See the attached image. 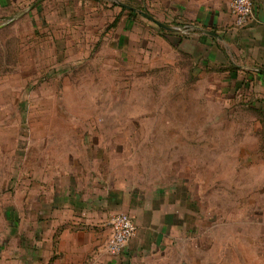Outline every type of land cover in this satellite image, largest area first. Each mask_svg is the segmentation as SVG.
Segmentation results:
<instances>
[{"label":"rangeland","instance_id":"rangeland-1","mask_svg":"<svg viewBox=\"0 0 264 264\" xmlns=\"http://www.w3.org/2000/svg\"><path fill=\"white\" fill-rule=\"evenodd\" d=\"M175 6L0 0V207L12 185L23 218L101 166L176 212L145 264H264V112L233 67L169 63L150 18L174 25Z\"/></svg>","mask_w":264,"mask_h":264},{"label":"crops","instance_id":"crops-1","mask_svg":"<svg viewBox=\"0 0 264 264\" xmlns=\"http://www.w3.org/2000/svg\"><path fill=\"white\" fill-rule=\"evenodd\" d=\"M230 1L174 0L173 30L163 29L168 33L154 34L153 40L167 45L172 65L187 63L197 67L194 71L233 67L236 89L252 99L251 107L264 112V2L253 0V18L239 29L228 10ZM157 50L158 58L165 54ZM98 169L89 184L80 185L79 178L77 187L59 186L62 190L52 188L53 194L33 198L23 218L8 185L7 207H0V264H145L169 239L176 212L161 199L159 189L147 190L123 171ZM117 213L131 216L136 232L123 253L111 258L105 246L109 220Z\"/></svg>","mask_w":264,"mask_h":264},{"label":"built area","instance_id":"built-area-1","mask_svg":"<svg viewBox=\"0 0 264 264\" xmlns=\"http://www.w3.org/2000/svg\"><path fill=\"white\" fill-rule=\"evenodd\" d=\"M228 10L233 18L236 28H245L254 15L253 0H231ZM110 236L107 240L105 251L107 256L116 258L120 256L126 245L134 237L136 225L131 216L124 213H117L109 220Z\"/></svg>","mask_w":264,"mask_h":264},{"label":"water","instance_id":"water-1","mask_svg":"<svg viewBox=\"0 0 264 264\" xmlns=\"http://www.w3.org/2000/svg\"><path fill=\"white\" fill-rule=\"evenodd\" d=\"M150 19H151L153 22H155V23L157 24V26H159V27L162 28V29H166V30H168V31H172V30H173V29L170 28L169 26L163 25V24H161V23H159V22L153 20L152 18H150Z\"/></svg>","mask_w":264,"mask_h":264},{"label":"trees","instance_id":"trees-1","mask_svg":"<svg viewBox=\"0 0 264 264\" xmlns=\"http://www.w3.org/2000/svg\"><path fill=\"white\" fill-rule=\"evenodd\" d=\"M163 31V30H162Z\"/></svg>","mask_w":264,"mask_h":264}]
</instances>
